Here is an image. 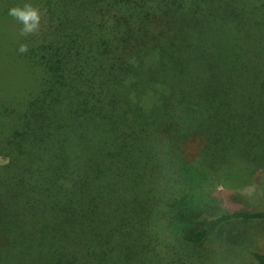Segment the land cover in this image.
Masks as SVG:
<instances>
[{"label": "trees", "instance_id": "16d2710c", "mask_svg": "<svg viewBox=\"0 0 264 264\" xmlns=\"http://www.w3.org/2000/svg\"><path fill=\"white\" fill-rule=\"evenodd\" d=\"M240 165L264 170V0H0V264H211L264 210L174 201Z\"/></svg>", "mask_w": 264, "mask_h": 264}, {"label": "rangeland", "instance_id": "374dc122", "mask_svg": "<svg viewBox=\"0 0 264 264\" xmlns=\"http://www.w3.org/2000/svg\"><path fill=\"white\" fill-rule=\"evenodd\" d=\"M186 195L192 198L194 209L211 215L234 208L264 210V170L252 174L241 165L226 168L212 177L206 189L177 197L173 208H180L181 197ZM250 251L264 252V221L225 224L198 248L211 264H249Z\"/></svg>", "mask_w": 264, "mask_h": 264}, {"label": "clouds", "instance_id": "9594fccd", "mask_svg": "<svg viewBox=\"0 0 264 264\" xmlns=\"http://www.w3.org/2000/svg\"><path fill=\"white\" fill-rule=\"evenodd\" d=\"M8 14L22 25L20 29L21 36L27 37L32 35L40 28L41 11L30 3H25L23 6L13 7L9 10ZM18 51L21 54L26 53L28 51L27 45H20Z\"/></svg>", "mask_w": 264, "mask_h": 264}]
</instances>
